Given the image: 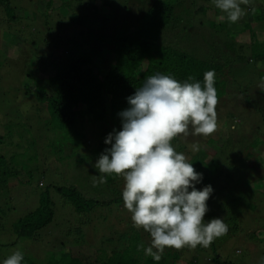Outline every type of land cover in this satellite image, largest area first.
<instances>
[{
    "label": "rangeland",
    "instance_id": "rangeland-1",
    "mask_svg": "<svg viewBox=\"0 0 264 264\" xmlns=\"http://www.w3.org/2000/svg\"><path fill=\"white\" fill-rule=\"evenodd\" d=\"M9 1L12 6L10 10H5L6 13L18 18L12 20L10 24L1 21L5 17L0 18V81L2 83L0 87V122L12 121L19 127L18 130L25 132V135L21 137L17 134L19 139L12 138L14 143L21 141V144L16 145L17 147L13 142H7L2 147L6 156H18L21 161L24 160V163L28 165L35 163V165L28 171L21 172L19 179L23 183L22 191H17L13 195V200L5 199L0 209V264H3V261L16 251L22 252L25 257L36 264H47L50 258L61 256L64 253H72L75 257L89 261V264H97L98 253L103 250V247L108 246L111 249L114 244V247L116 246L114 241L108 245L110 238L122 234L129 236L136 229L131 220V213L125 209L124 202L118 200L119 196H122L125 181L121 185V191L115 182L113 185L98 183L100 173L94 167L100 158L98 154H90L84 159L75 160L69 159L66 157V153L59 152V150L56 154L53 146L58 149L60 144L64 148H69L71 143L66 139L58 143L55 138L49 142L50 137L44 141L43 136L46 137L45 134L49 127L39 126L43 122L40 116L42 111L39 110V104L33 97L23 101L22 108H20L23 119L16 118L14 105L17 103L18 93H25L23 90L25 82H29V89L35 91L36 85L43 80L41 77L52 74L53 69H51V65L47 64L49 52L55 51L56 54L62 56H69L71 53L65 49V41L63 43L62 40L65 39V29L53 24L61 9L57 10L54 16L51 13L55 19L51 21L52 26H44L40 22L36 23L37 21L45 22L42 10L38 12L37 0ZM104 1L116 6L117 9H121L120 5L125 6L136 15L149 9L150 4L155 0H98L100 3ZM161 1L173 4L175 7L173 22L162 35L164 42L180 47L192 55L206 54L211 49L212 40L215 39V44L221 49L224 60L226 59L224 55L227 53L225 52L226 48L233 53L237 52L239 46L242 45L243 49L241 47L240 54L244 53V57L246 56L249 61H252L255 46L249 47L251 39L248 32L255 31L259 40L264 39V21H260L258 18L259 14L263 15L264 0H250L248 5H242L246 15L235 24L228 22L224 14L215 7L213 0ZM63 4H67L65 0ZM77 4L78 0L72 6L74 10ZM253 8H255L254 13ZM61 12V17L68 20V11ZM78 12L81 14L83 10ZM36 16L41 18L36 21L34 18ZM103 19L102 15L99 16V21L94 20L91 23L85 21L86 24H90L86 27L82 25L70 27L69 33L75 40L74 44L76 46L89 45L88 43L92 41V35H95L97 28L104 25L101 22ZM63 25L68 26V23L63 22ZM170 26L175 27L170 28ZM247 45H249L248 48ZM215 54L217 53L215 52ZM104 56L107 61L104 60L102 67L106 65L107 68L108 61L112 59L113 54L109 51L105 52ZM95 58L87 53H81L80 61L92 64L96 62ZM49 59L54 60V58ZM228 61H224V63L227 64L234 81L226 86L227 92H224L225 94L216 106L217 131L205 138L192 135L193 129L190 127L187 138L181 135L171 143L177 152L185 154L193 167L197 166L200 156L207 155L205 159L207 163L211 161V156H216L222 161L224 174L216 168L201 171L203 182L196 184V188L202 190L205 186L210 185V180L217 179L218 181L211 185L213 192L207 201L209 210L205 216L213 214L217 215L216 218H220L218 215L231 212L228 217L226 214L223 217V221L228 225L227 234L214 239L215 247H218V252L224 258V262L227 264H264V235H261L262 232L264 234V179L261 178L264 177V167L258 172L260 165H257L253 169L254 171L252 170L253 172L249 169V173H252L248 174L247 168L251 159H246L244 153L253 142L250 141L252 137L264 140V93L261 95L259 92L264 86V79L258 82V79L263 78L264 74L262 72L258 74L256 69L262 68L264 71V60L256 61V67L253 63H247L246 66L236 60L229 61V63ZM106 68H103L104 71H102L104 75L107 72ZM29 73L33 78L27 77ZM226 80L231 81L229 78ZM257 96L259 104L256 102ZM248 98L249 102H246ZM29 113H31V117L35 118L36 123L34 121L30 126L23 125L21 121L26 123L25 120ZM82 129L85 138L93 140L91 148L98 152L99 140L94 138L93 130L90 126L85 125ZM2 131L4 129L0 127V132ZM220 131L225 133L220 135ZM55 133L53 131V134ZM226 136L228 139L231 138V142L225 139ZM194 143L199 144V151H192L191 145ZM47 146L49 150H47ZM67 150L65 148V151ZM85 153L87 154V152ZM81 154L82 151H79L77 156ZM33 155L35 159L31 160ZM63 156L67 163L62 162ZM21 161L15 165L18 166ZM94 179L97 181L95 184ZM40 183H42L41 187ZM71 186L77 187L87 199L96 200L104 205L96 206L90 213H78L74 205L55 189ZM254 190L255 193H251ZM45 192H49L54 204L52 223L43 228L38 233L39 235L33 239L19 238L15 232L16 223L37 209L39 197ZM240 199L244 200L243 208L246 204H258V206L255 211L243 209L239 205L234 210L226 211L228 201H239ZM217 206L218 209L214 208ZM236 215L241 216L237 229H235L236 222L231 221ZM136 230L143 236L150 235L143 229ZM74 244L75 246H72ZM118 248H122V246L118 245ZM205 250L210 252L209 247ZM197 259L199 264H211L208 262L209 258L205 259L203 256L194 255L191 251L188 254L185 253L181 264H186L184 262L186 260L189 262L191 260L198 261Z\"/></svg>",
    "mask_w": 264,
    "mask_h": 264
},
{
    "label": "trees",
    "instance_id": "trees-1",
    "mask_svg": "<svg viewBox=\"0 0 264 264\" xmlns=\"http://www.w3.org/2000/svg\"><path fill=\"white\" fill-rule=\"evenodd\" d=\"M63 1L64 0H37L38 12L42 10L41 12L44 13H42V16L45 18V22L37 21L41 17L36 16L34 18L37 21H35L36 23L40 22L44 26H52V20H59H55L53 24L62 26L65 29V39L62 40L63 43L65 41V49L71 54H69V56H62L56 54L55 51L49 52V56L47 57L49 62L47 64L51 65V69H53L52 74L42 76L41 78H43V80L36 85L35 91L29 89V82H25L23 85L25 93H18L14 111L16 112L17 119H23L20 109L22 108L23 101L33 97L39 104V110L42 111L40 116L43 122H41L39 126L44 125L49 127L45 134L46 137L43 136L44 141L49 137V142L54 138L58 143L65 139L68 140L71 145H69V148L65 147L68 149L67 151H65V148L60 146V144L58 145V149L54 146L53 148L56 154H58L59 150V152L66 153V157H69L71 160L78 158L84 159L90 154H98L100 157L105 153L106 149L111 147L110 144L105 142L106 138L110 133H113L114 130H122V118L119 113L130 107L127 98L136 92L137 87L143 85L146 77L160 73L171 75L178 81L184 82L189 76H193L196 81L203 84L204 73L207 71H214V87L217 90L218 101H221L223 95L227 92L226 86H229V84L234 81L224 61L236 60V62H241L246 66L247 63H253L256 67V61L264 60V39L259 40L255 31L248 32L251 45H247V48L248 46H255L252 56L256 57V59L253 57L252 61H249L246 56L245 59L244 53L240 54L241 47L243 49L242 45L239 46L237 52L233 53L226 48V51H224L227 53L224 54L226 57L224 60L221 49L215 44V39L212 40L213 44L210 45L211 49L201 56L192 55L182 50L180 47L165 43L162 35L173 22L172 17L175 7L173 4L161 0H155L150 4L149 9H145L136 15L125 6L120 5L121 9H117L116 6L110 5L106 1L100 3L98 0H78L75 10L72 6L76 0H65L67 3L66 5L63 4ZM11 6L12 4L9 0L0 1V18L5 17L1 19L2 22L6 21L10 24L12 20L18 18L6 13L7 10L11 9ZM60 9L64 12L68 11V20L61 17L62 12L59 11ZM57 10L59 13L57 14V18L54 19L52 15H56L55 12ZM79 10H83V13L79 14ZM262 13V16H260L261 14L258 16L260 21H264V11H262ZM102 15L104 19L101 22L104 23V25L97 28V32L95 33L97 36L94 34L92 35L93 38L92 41L88 43L89 45L83 44V46H76L74 44L75 40L70 36L69 28L78 25L86 27L90 24H86L85 21L90 23L94 20L99 21V16ZM146 18L147 20H145ZM63 22L68 23V26L63 25ZM171 27L175 26H170V28ZM179 40L181 39L179 38ZM109 51L113 54V57L108 61L109 65L107 68L105 67L106 65L102 67V65H104V60H106L104 53H108ZM215 52L217 54H215ZM81 53L95 56L96 62L92 64L83 63L80 61ZM49 58H54V60H50ZM103 68L107 69L106 75L102 74V71H104ZM256 69L258 70V74L260 72L264 74L262 68ZM28 75L27 77H32L30 73ZM226 78H229L231 81H227ZM263 79L264 77L261 79L259 78L258 82L263 81ZM1 85L2 83L0 81V87ZM259 92L261 95L264 93V91ZM246 102H249V98ZM256 102L259 104L258 96ZM30 114L31 113H29V116H27L25 120L26 123H23V120L21 121L23 125L30 126V124L35 121V118L31 117ZM34 123H36V121ZM84 125L87 127L90 126L93 130L94 138L99 140L98 152L91 148V141L93 140H90L87 136V139L85 138L82 129ZM0 127L4 129V131H2L4 133L0 132L1 209L5 199L13 200V195L17 191H22L23 183L19 179L21 172L24 170L28 171L35 163L28 165L24 163V160L21 161L18 156L10 157V155H5V151L2 147L3 144L13 142V137H17V134L22 137L25 135V132L18 130L19 127L13 124L12 121L8 123L0 122ZM53 131L56 133L53 134ZM224 133V131H220L219 134L223 135ZM225 139L231 142V138L228 139L226 136ZM250 141L253 142L247 147L248 150L244 151L246 159H251L247 168L248 174H251L257 165H260L257 170L258 172L264 167V140L262 141L258 137H252ZM19 144H21L20 140L14 143L15 147ZM47 150H49L48 146ZM79 151H82V154L77 156ZM84 151L87 152V154ZM200 157L197 166L194 167L198 173L206 169L210 170L211 168H216L219 172L224 174V166L218 157L211 156L212 159L209 163L205 161L207 155ZM30 159L34 160V155ZM61 159L63 160L62 162L67 163L64 156ZM253 159H255V161H253ZM18 161H21V163L16 166L15 163H18ZM249 169L253 171L249 173ZM261 178L264 179V177ZM106 179L107 183L104 184L113 185L115 182L118 189L120 191L122 190L121 185L124 183L122 177H117L113 174L111 176H106ZM215 181L218 180H210V185ZM39 186L41 187L42 183H40ZM13 189H16V191H13ZM55 189L74 205L78 213H90L96 206L101 204L104 205L96 200L87 199V197L75 186L68 188L57 187ZM251 193H255V190ZM118 200L123 202V196H119ZM243 203L244 200L242 199L239 201L230 200L227 204L225 203L226 211L231 209L234 210L238 205L243 208ZM53 205V200L49 192L41 194L37 209L27 214L16 223L15 232L18 237L21 239H33L37 237V235H39L38 233L43 228L52 223L54 219ZM229 206H232V208H229ZM257 206L258 204H246L243 209L255 211ZM214 208L218 209V206ZM214 208L213 210L217 211ZM221 210L224 209L221 208ZM230 213L231 212H229V214ZM225 214L226 212H224V215ZM229 214H226V216L228 217ZM5 215H7V213H5ZM224 215L218 216L223 219ZM216 216L209 214L205 216L204 219L207 223L213 218H216ZM239 217L241 216L236 215L231 219V221L236 222L235 229L239 226ZM261 235H264L263 232ZM111 241L116 243V248L114 247L115 244L111 249H109L108 246L106 248L103 247V250H100L98 253L97 264H144L145 262L146 264H181L183 263L182 259L185 253L188 254L190 251L194 255L203 256L205 259L209 258L210 261L208 260V262L211 264H227L224 262L222 255L218 252V247H215V241L209 246L210 252L201 246H197L195 249L184 247L181 250L166 248L159 262L155 261L151 256L145 255L143 249L137 250V246L141 243H143L145 248L150 246V235L143 236L135 229L129 236L122 234L121 236L110 238L108 245ZM118 245L122 246V248H118ZM72 246H75V244ZM192 260L189 262L186 260L184 262L186 264H199L198 259V261ZM22 264L36 263L24 256ZM47 264H89V261H85L81 257H75L72 253H64L61 256L50 258Z\"/></svg>",
    "mask_w": 264,
    "mask_h": 264
},
{
    "label": "clouds",
    "instance_id": "clouds-1",
    "mask_svg": "<svg viewBox=\"0 0 264 264\" xmlns=\"http://www.w3.org/2000/svg\"><path fill=\"white\" fill-rule=\"evenodd\" d=\"M213 3L229 23L235 24L246 15L241 6L250 0ZM214 77V71L205 72L203 84L193 76L184 82L160 73L146 77L127 98L130 107L119 113L122 130L108 135L105 142L111 147L94 165L100 184L107 183L106 176L113 174L124 179V207L131 213L133 226L151 237L150 246L145 248L141 243L137 250L143 249L157 262L166 248H207L228 232L223 219L205 223L212 186L196 188L202 174L171 143L181 135L187 138L190 127L192 135L205 138L217 131L219 101ZM191 149L199 151V144H192ZM23 260L22 252L16 251L3 264H22Z\"/></svg>",
    "mask_w": 264,
    "mask_h": 264
}]
</instances>
